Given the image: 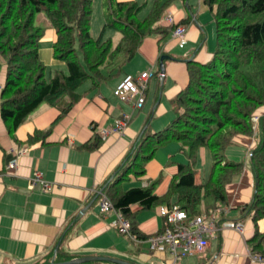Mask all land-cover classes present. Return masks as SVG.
<instances>
[{"label": "crops", "instance_id": "obj_1", "mask_svg": "<svg viewBox=\"0 0 264 264\" xmlns=\"http://www.w3.org/2000/svg\"><path fill=\"white\" fill-rule=\"evenodd\" d=\"M116 1H135L148 6L152 0ZM168 12L176 23L186 27L183 50H179L181 46L170 32L160 44L158 34L146 36L131 57L134 65L137 62L133 72L122 73L96 88L85 86L79 100L65 115H60L54 106L40 104L15 129L13 136H9L0 118V264H48L88 255L108 256L131 264H264L251 258L252 254L264 256V236L260 240L259 237L253 239L255 232L264 235V216L254 224L252 213L245 209L254 190L249 163L250 151L256 143L252 134L233 135L225 148L226 159L243 165L225 186V203L204 198L198 207V213L213 214L218 224L240 221L242 234L230 228L216 230L203 253L173 261L169 253L151 249L146 240L162 228V217L157 212L159 206L146 209L138 203L129 206L130 220L143 236L139 240L119 232L113 212L99 213L101 193L106 195L107 189L114 193L128 189L122 184L125 179L111 188L108 185L119 174V165L138 137L162 130L174 117L171 101L187 84V61L203 63L212 56L215 24L212 11L202 0H174L161 18ZM43 30L39 54L44 62H51L55 31L50 24ZM161 56L163 72L159 67ZM45 57L48 60H44ZM146 70L150 74L143 104L132 109L119 101L113 90L124 74L134 75ZM3 81L2 69L0 86ZM257 112L263 115L264 107ZM124 113L130 115L129 122L122 132H112L114 120ZM101 127L110 132L100 135ZM47 129L50 131L44 138L29 141L34 132ZM96 137L101 139L97 148L83 146ZM186 151L175 141L160 145L144 163V173L135 177L136 182L130 186L154 184L153 193L163 195L170 178L177 172V165L188 162ZM209 158L211 165L207 162L206 168ZM12 160H15L14 168L7 165ZM199 161L202 168L194 170V183L198 185L207 180L212 167L211 154L203 146L195 153L193 167ZM35 172L50 183L49 190L43 191L38 183L29 185V178ZM171 200L174 201V197Z\"/></svg>", "mask_w": 264, "mask_h": 264}, {"label": "trees", "instance_id": "obj_2", "mask_svg": "<svg viewBox=\"0 0 264 264\" xmlns=\"http://www.w3.org/2000/svg\"><path fill=\"white\" fill-rule=\"evenodd\" d=\"M172 1L152 0L147 6L135 1L107 0V19L99 36L93 38L89 30L91 0H0V74L4 70L0 118L9 136L40 104L54 106L60 115H65L81 97L83 90L78 89L86 80L91 88H96L113 76L114 64L119 68V64L129 60L144 37L158 34L160 44L171 26L163 27L159 20ZM202 3L212 11L215 24L211 58L203 63L187 61V84L171 101L174 117L162 130L138 137L108 187L130 173L142 175L144 163L168 141L187 149L188 162L177 165L163 195L153 193L154 184L130 187L121 193L106 190L113 207L129 220L131 232L137 237L143 236L130 220L131 204L138 203L144 209L162 204L178 206L194 216L199 214L198 207L204 198L225 203V186L243 166L224 155L235 134L255 135L256 143L249 154L254 190L245 209L252 213L254 224L264 216V114L258 116L255 130L250 120L264 107V0ZM146 8L147 13L140 17ZM39 12H44L55 31L52 58L65 67V71H55L48 78L46 66L39 58L44 30L34 23ZM106 28L120 33L115 44L109 35L103 38ZM49 131H36L29 141L42 139ZM100 142L96 137L83 146L94 149ZM202 146L211 154L212 167L207 180L198 185L194 183L193 163ZM263 236L255 232L253 239Z\"/></svg>", "mask_w": 264, "mask_h": 264}, {"label": "built area", "instance_id": "obj_3", "mask_svg": "<svg viewBox=\"0 0 264 264\" xmlns=\"http://www.w3.org/2000/svg\"><path fill=\"white\" fill-rule=\"evenodd\" d=\"M161 26H171L170 35L176 39L178 45L185 44V25L176 23L171 13H166L160 20ZM150 71L146 70L138 74H124L122 79L115 86L113 93L115 97L124 103L130 105L132 109H138L142 106L144 101L147 78ZM130 119L128 113L122 114L121 118L114 120L112 132H122ZM258 115H251V127L256 129ZM110 131L101 127L99 134L105 136ZM21 150H18L20 154ZM8 167H15V160L9 161ZM38 183L43 191L50 188V183L42 178L41 173L35 172L29 178V185ZM98 210L100 214L113 212L116 215L115 225L120 233L128 236L133 240H139L134 233L131 232V225L129 220L125 219L121 212L115 209L109 198L101 193L98 203ZM158 214L162 217V228L153 235L146 237L149 246L154 251H164L171 255L172 260L175 261L181 257L193 254H201L208 246V239L212 237L216 230L222 228H230L242 234L243 226L240 221H226L223 223H216L213 214H197L189 216L184 209L178 206L160 205L158 207ZM251 258L255 261L264 263V256L260 254H252Z\"/></svg>", "mask_w": 264, "mask_h": 264}, {"label": "rangeland", "instance_id": "obj_4", "mask_svg": "<svg viewBox=\"0 0 264 264\" xmlns=\"http://www.w3.org/2000/svg\"><path fill=\"white\" fill-rule=\"evenodd\" d=\"M148 11V8L143 9L140 13V17L144 16ZM264 18V16L262 17ZM107 19V0H91V13H90V26H89V30L91 33V36L93 38H97L100 34V32L102 31L103 28V23L106 21ZM34 23L37 26H40L41 28H44L46 25L49 24L44 12H39L36 13L34 16ZM107 35L112 36L113 40V44H115L119 38H120V33L116 30H112L110 28H106L104 31V35L103 38H105ZM41 43V40H40ZM39 44V47H42L43 45ZM179 49V48H178ZM184 47L181 46L179 50H183ZM42 55V54H41ZM52 55V52H51ZM43 56V55H42ZM39 58L42 60L40 54H39ZM46 59L44 60H48L47 57H45ZM43 61V60H42ZM46 66V70H45V78H48V76L52 75L55 71H59V70H63L65 71V67H64V63H62L61 61L58 60H52L51 62H44ZM116 67V73L111 76L110 78L106 79L103 81V83H108L110 80L116 78L117 76H119L122 73L125 72H133V68L137 65V62H135L134 65V61L133 58L129 59V60H124L121 64H119V68H117V65L114 64ZM107 69V68H106ZM85 86H90V81L86 80L80 87H79V91L83 90V88ZM185 150H187L186 148H184ZM205 149L207 150L208 153V148L205 147ZM187 153V151H186ZM209 155V154H207ZM209 157V156H208ZM207 162H209V166L211 165V160L206 159V168H207ZM194 170H200L201 167V161H199V163L197 165H194ZM137 176L133 175L132 173H130L128 175V177H126L127 179H125L122 184L123 186H126V188L131 187L130 184L132 182H136V178Z\"/></svg>", "mask_w": 264, "mask_h": 264}, {"label": "water", "instance_id": "obj_5", "mask_svg": "<svg viewBox=\"0 0 264 264\" xmlns=\"http://www.w3.org/2000/svg\"><path fill=\"white\" fill-rule=\"evenodd\" d=\"M162 60H163V56H161L159 60V67H160L161 72H163ZM256 114L261 115L262 112H257ZM56 248H57V245L55 246V249ZM93 261H106V262L117 263V264H131V263H127L122 260H119V259H115V258L108 257V256H101V255L82 256V257H78V258L71 259L69 261H64V262L50 261L48 264H77V263L93 262Z\"/></svg>", "mask_w": 264, "mask_h": 264}, {"label": "bare ground", "instance_id": "obj_6", "mask_svg": "<svg viewBox=\"0 0 264 264\" xmlns=\"http://www.w3.org/2000/svg\"><path fill=\"white\" fill-rule=\"evenodd\" d=\"M129 122V121H128ZM127 125V124H126ZM55 251V250H54Z\"/></svg>", "mask_w": 264, "mask_h": 264}]
</instances>
